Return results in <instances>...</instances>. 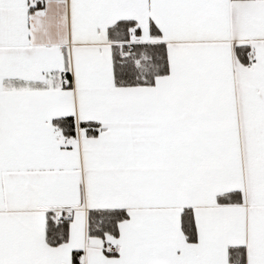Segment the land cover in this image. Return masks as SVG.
Returning <instances> with one entry per match:
<instances>
[{"label": "snow or ice", "instance_id": "6c2138e0", "mask_svg": "<svg viewBox=\"0 0 264 264\" xmlns=\"http://www.w3.org/2000/svg\"><path fill=\"white\" fill-rule=\"evenodd\" d=\"M0 264H264V0H0Z\"/></svg>", "mask_w": 264, "mask_h": 264}]
</instances>
